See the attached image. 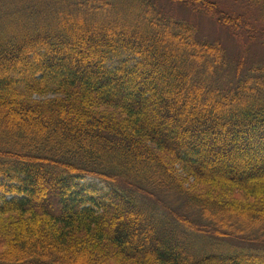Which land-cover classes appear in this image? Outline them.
<instances>
[{"label":"trees","instance_id":"1","mask_svg":"<svg viewBox=\"0 0 264 264\" xmlns=\"http://www.w3.org/2000/svg\"><path fill=\"white\" fill-rule=\"evenodd\" d=\"M122 4L0 0V264H264V63Z\"/></svg>","mask_w":264,"mask_h":264},{"label":"rangeland","instance_id":"2","mask_svg":"<svg viewBox=\"0 0 264 264\" xmlns=\"http://www.w3.org/2000/svg\"><path fill=\"white\" fill-rule=\"evenodd\" d=\"M114 1L117 6H120L123 5L122 3L125 0ZM153 1L165 15L195 26L200 39L221 43L230 65L236 66L240 63L242 70H246L254 65L264 63V6L262 0V3L259 0H211L216 5L215 8L217 9L218 7L217 11L220 13L240 18L238 20L240 23H237V20L232 18L233 25L223 24L209 12L202 11L198 6L184 0ZM127 5L123 9L124 11H136L134 7L130 5L128 8ZM127 57L123 56L121 59L125 60ZM119 61V58H115L111 60L109 65L115 67ZM182 175L185 176V174ZM92 180L90 179V181ZM191 183L192 181H189V184ZM189 184L186 186H189ZM238 221V219L232 220L231 223L235 225ZM228 241L239 245L234 240L229 239ZM254 247L257 250L264 249V244L251 243L246 248H238L237 250H246ZM200 250L196 245L191 248L193 254L201 252Z\"/></svg>","mask_w":264,"mask_h":264}]
</instances>
